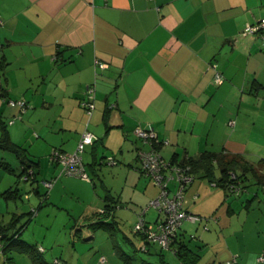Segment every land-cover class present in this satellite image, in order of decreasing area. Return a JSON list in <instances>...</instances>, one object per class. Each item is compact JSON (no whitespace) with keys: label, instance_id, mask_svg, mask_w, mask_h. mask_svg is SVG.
I'll use <instances>...</instances> for the list:
<instances>
[{"label":"crops","instance_id":"0c3cea01","mask_svg":"<svg viewBox=\"0 0 264 264\" xmlns=\"http://www.w3.org/2000/svg\"><path fill=\"white\" fill-rule=\"evenodd\" d=\"M261 18L264 0H0V122L11 141L26 149L36 173L19 178L23 165L0 151V161L12 169L0 167V228L15 222L0 236L27 223L18 240L41 249L45 261L50 247L60 252L52 259L61 264L126 262L129 256L113 236L140 250L143 241L133 226L131 234L122 228L135 224L158 194L137 158L148 146L133 134L137 126L151 127L165 161L216 154L247 178L246 192L233 195L209 183L221 177L217 158L214 175L194 173L185 191L186 209L217 221L206 232L200 225H182L174 249L188 245L199 257L196 264H226L233 256L235 264H259L264 206L255 205L264 186L256 184L251 169L264 163V40L243 31ZM216 73L223 78L220 84ZM93 84L95 109L87 129L95 141L82 155L88 183L58 176L49 156L53 150H75L87 121L80 101ZM11 99L24 101V112L8 106ZM16 114L20 118L10 123ZM109 158L116 163L107 164ZM56 176L46 189L43 182ZM67 197L73 198L70 205L64 203ZM107 204L116 207L107 220L112 235L103 230L108 248L101 238L96 243L95 230L102 229H91L98 221L94 214ZM29 209L32 219L25 220ZM60 210L67 212L63 227L73 229L71 237L64 235L61 242L59 229L53 243L30 244L28 235L55 223ZM158 217L154 209L144 215L147 222ZM7 244L0 237V264H33ZM103 248L109 252L101 263ZM147 249L149 257L165 263L164 251Z\"/></svg>","mask_w":264,"mask_h":264},{"label":"built area","instance_id":"2783aa9c","mask_svg":"<svg viewBox=\"0 0 264 264\" xmlns=\"http://www.w3.org/2000/svg\"><path fill=\"white\" fill-rule=\"evenodd\" d=\"M243 33L251 35H259L264 40V18L250 24L244 28ZM103 64H98V68L103 69ZM223 78L219 73L215 75V82L222 83ZM1 87V86H0ZM10 107H17L19 112H24L26 104L22 100H8ZM80 106L84 110L87 118L84 131L79 135L75 150L71 153L53 150L50 154V161L59 167V174L82 179L90 182L88 174L86 173L82 155L85 148L95 141V136L87 129L91 115L95 109V86L89 85L86 87L84 97L80 101ZM15 118H20L19 114ZM13 120L10 122L12 123ZM232 123V122H231ZM135 137L141 141L142 144L148 146V150H138L137 158L139 161L140 171L146 175L151 183L158 188L157 196L150 200L148 204L141 210L138 219L133 226V232L140 234L143 239L152 245L158 246L162 250H171L172 245L181 230L184 223L203 224V228L208 229L210 222L217 221L213 217H202L189 212L186 209L185 191L188 185L193 181V176L189 174V166L171 165L163 159L159 151L155 149L159 144L156 132L151 127H135L133 129ZM106 163L114 165L116 162L112 158L106 159ZM26 179L33 176V167L25 166ZM56 178L43 182L46 189H50L56 182ZM231 179H235L234 174L231 173ZM175 183V189L170 190V184ZM213 187L216 183L211 184ZM232 194H236L239 189L230 187ZM196 198V196L194 197ZM116 208V207H115ZM148 209H154L160 215L153 223H148L144 220V214ZM34 210V209H33ZM31 211L32 214L34 211ZM115 210V209H114ZM96 214H105L102 209ZM193 237V236H191ZM146 243L141 250L145 251ZM39 251H42L39 249ZM256 260L259 264H264V252L257 256ZM100 262L104 263L105 259L100 258ZM54 264H61L58 259L53 261ZM236 256H233L226 264H235Z\"/></svg>","mask_w":264,"mask_h":264},{"label":"trees","instance_id":"16d2710c","mask_svg":"<svg viewBox=\"0 0 264 264\" xmlns=\"http://www.w3.org/2000/svg\"><path fill=\"white\" fill-rule=\"evenodd\" d=\"M149 1H153V0H149ZM97 67H98V65H97ZM15 116H17V114ZM142 145L144 146V144H142ZM158 147L159 146L155 147V149L157 151H159ZM0 151L13 154L16 157V159L23 165V170H20L19 174H18L19 178L21 176L25 175V173H26L25 166L26 165L31 166V167H33L35 165V163H33L32 161H29V158L27 155L28 153H27L26 149L11 141L9 134H8V131L6 129V126H5V124H3V122L2 123L0 122ZM215 159L217 160L216 162H218L221 177L218 180H212L209 183L210 184L216 183V185H215L216 187L223 188L226 192H228V194H232V192L230 191L231 186L239 189V191L236 193L237 195L243 194L244 192H246V187H242L243 186L242 183L247 180L245 175L244 174L239 175L238 173L235 172V168L233 167L234 164H232L231 160L225 161L224 157H220L216 154L201 156L200 158H197V159L186 158V159L180 160L179 162L174 161V162H168V163H170L171 165H178V166H182V167L183 166H189L190 167L189 174H191L193 176V180H194V173H196L197 171H202V173L204 174L205 177H209L211 175H214L213 174L214 168L212 167V161H214ZM0 167L5 168L9 171H12L11 167L4 161H0ZM251 171L253 173V177H254L256 184L264 186V163L258 162V165L255 168H252ZM231 173L234 174L235 179H231ZM35 174L36 173L33 170V176ZM236 194H233V195H236ZM42 197H47V194H44ZM255 197H256V195L254 194L251 199H253ZM114 209H115V205L107 204L105 207H103L105 214H101L100 216H99V214H94L95 217L98 218V221L91 224V229H94L95 227H99L101 229H104V230L111 232L112 231L110 229L111 224L108 223L107 220L112 218L114 211H115ZM28 216L32 219V212H28ZM198 216H200V215H198ZM209 217L216 218V216H213V215L209 216ZM30 218L28 220H30ZM158 218H160V215ZM144 220H145V218H144ZM148 223H153V222H148ZM210 223H209V225H210ZM26 225H27V223L22 225L20 228H18V230L15 231L14 234H12L10 236H7L6 234H2V236H0L2 239H4L6 241V243H8L6 245V248L17 247L19 250H21L22 252H25L32 259L33 264H54L53 261L55 259L51 263H48L47 261L43 260V258L41 256L42 253L39 252V248L35 247L34 245H26L21 240H18V234L25 228ZM195 225L203 226V224H199V223H196ZM14 227H15V222H12V224H10V226H8L7 229H4L3 227H1L0 230L8 231V230L14 229ZM135 234L139 235L142 238L143 245L146 243L145 251H142L141 250L142 247H141L140 248L141 252H143V253L148 252L147 248L149 246H151L152 244H148L140 234H138V233H135ZM111 235H112V232H111ZM177 238H178V235H177V237H176V239L172 245L171 250L174 251V254L177 257L180 264H196L199 257L197 255L196 251H194L193 249L188 247V245H186L184 243H178L176 245V248L174 249V246L178 241ZM3 247L4 246H2V248ZM5 250H7V249H5ZM162 251L163 250L160 249L159 253H162Z\"/></svg>","mask_w":264,"mask_h":264},{"label":"rangeland","instance_id":"374dc122","mask_svg":"<svg viewBox=\"0 0 264 264\" xmlns=\"http://www.w3.org/2000/svg\"><path fill=\"white\" fill-rule=\"evenodd\" d=\"M12 100V99H11ZM8 105V104H7ZM9 106V105H8ZM13 118L14 117H12L11 119L13 120ZM87 118L88 117H86V120H87ZM5 157H7V156H5ZM88 177H89V175H88ZM77 179H79V178H77ZM89 179L91 180V177H89ZM80 180V179H79ZM82 180V179H81ZM88 182V181H87ZM88 183H90V182H88ZM248 188H250V187H248ZM20 189H21V192L25 189L23 186H20ZM259 194V199H260V201L259 202H257L256 203V205L255 206H257V205H260V204H262V206H264V200H261L262 199V196H264V192H259L258 193ZM23 201H24V199L23 198H21ZM72 201H73V198H71V197H67L65 200H64V203H66V204H68V205H70L71 203H72ZM20 202V201H19ZM25 204H27V202H25ZM17 206H18V203H17ZM19 208H20V206H19ZM27 208H29V205H27ZM85 209H86V207H85ZM262 209V208H261ZM23 210V209H22ZM40 210V209H39ZM29 211H31V209H29ZM19 212V214H21L22 212L21 211H18ZM21 212V213H20ZM26 212V211H25ZM66 216H67V212L66 211H64V210H60V213L57 215V217L55 218V223H52V222H47V226H48V228H46V229H43V230H39V231H37V233L36 232H34L35 234H31V235H28V237H29V240H30V244H33V243H38V244H42L43 246H45L44 245V243L46 242V243H53L54 241H56V240H58L59 239V229H60V241L62 242V240H63V237H64V235H68V237H71L70 236V233H71V231L73 230L72 228H70V229H64V227H63V225L65 224V222L63 221L64 219H66ZM202 216V215H201ZM210 215H208V216H202V217H205V218H208ZM25 220H27V219H29L30 217L28 216V215H26V216H24L23 217ZM31 219V218H30ZM32 222V221H31ZM82 224V223H81ZM134 223H130V222H128V223H126V226L125 227H121L122 228V230L125 232V233H127V234H131V227L132 226H134L133 225ZM185 225L186 224H188V223H184ZM183 224V225H184ZM29 225V224H28ZM184 225V226H185ZM188 225H190V224H188ZM30 226H32V225H30ZM80 226V225H79ZM124 226V225H123ZM184 226H183V228H184ZM208 227H210V225H208ZM74 228V227H73ZM79 228H77V230H78ZM192 229H194V226L192 225V227H191V230ZM201 230V232L202 231H204V232H206V231H208V229H205V228H203V226H201V228H200ZM98 232H97V231ZM95 230V234L97 235V239H96V243H97V241L101 238V241L103 242V246H105V247H107L108 248V246H109V244L108 243H106L105 242V239H108V237H107V234L105 233V232H103V230L104 229H102V230H100V229H96ZM100 230V231H99ZM104 231H106V230H104ZM194 231V230H193ZM199 231V232H200ZM192 234H193V232H192ZM193 236V235H192ZM114 237V239H115V241L117 242L116 243V245H117V247L119 248V249H122V250H125V253L127 254V256H129V259L125 262V261H123L122 259H118L119 260V264H142V261H146V263H148V264H159V263H157L158 262V260H157V258H153L152 256L151 257H149L146 253H143V252H140L139 250H132V245H128V244H126V243H123V241H122V236H116V235H114L113 236ZM132 237V236H131ZM189 238H190V236H189ZM195 238V237H194ZM133 239V238H132ZM192 239V238H191ZM109 240V239H108ZM133 241V243L135 244V245H137L136 244V242H135V240H132ZM44 242V243H43ZM110 244H111V241H110ZM112 245V244H111ZM154 246H156V245H154ZM97 247V246H96ZM96 247H95V249L94 250H91V254H90V256H92V254L94 253V252H96L97 251V249H96ZM157 247V249H159V247L158 246H156ZM78 248V247H77ZM46 249H47V253L45 254V259L48 261V263H51L52 262V258H53V256H59L58 254H60V252L56 249V248H47L46 247ZM137 249H138V247H137ZM164 251V255H165V257H166V260H164L165 261V263H160V264H177L176 263V260H175V258H174V255H173V252L172 251H170V250H163ZM65 252V251H64ZM101 252H104V253H102V255L104 256L103 258L105 259V258H107L106 257V255L108 254V250H106V249H101ZM114 253V252H113ZM114 255H115V253H114Z\"/></svg>","mask_w":264,"mask_h":264},{"label":"clouds","instance_id":"9594fccd","mask_svg":"<svg viewBox=\"0 0 264 264\" xmlns=\"http://www.w3.org/2000/svg\"><path fill=\"white\" fill-rule=\"evenodd\" d=\"M8 102V101H7Z\"/></svg>","mask_w":264,"mask_h":264}]
</instances>
